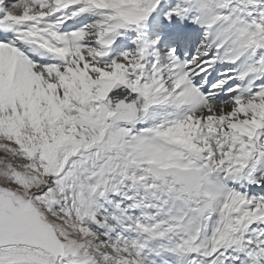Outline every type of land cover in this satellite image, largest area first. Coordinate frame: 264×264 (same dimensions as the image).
<instances>
[{
  "label": "snow or ice",
  "instance_id": "6c2138e0",
  "mask_svg": "<svg viewBox=\"0 0 264 264\" xmlns=\"http://www.w3.org/2000/svg\"><path fill=\"white\" fill-rule=\"evenodd\" d=\"M0 264H264V0H0Z\"/></svg>",
  "mask_w": 264,
  "mask_h": 264
}]
</instances>
